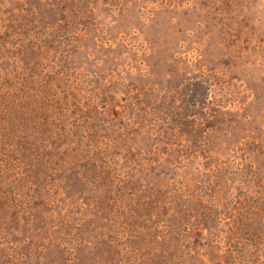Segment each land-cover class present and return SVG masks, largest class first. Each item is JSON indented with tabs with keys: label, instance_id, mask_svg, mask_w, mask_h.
<instances>
[{
	"label": "rangeland",
	"instance_id": "1",
	"mask_svg": "<svg viewBox=\"0 0 264 264\" xmlns=\"http://www.w3.org/2000/svg\"><path fill=\"white\" fill-rule=\"evenodd\" d=\"M46 4L6 25L35 46L3 69L31 78L23 116L49 113L33 151L6 139L35 166L3 164L8 245L27 264H264V0Z\"/></svg>",
	"mask_w": 264,
	"mask_h": 264
},
{
	"label": "trees",
	"instance_id": "2",
	"mask_svg": "<svg viewBox=\"0 0 264 264\" xmlns=\"http://www.w3.org/2000/svg\"><path fill=\"white\" fill-rule=\"evenodd\" d=\"M23 0H0V67L3 77L0 76V179L1 181H7L8 177L3 173L4 165H15L17 167L11 169H19V165L23 167L26 166V168L35 167L31 161L33 160L32 156L26 155V161H22V157H20V152L16 150V146L14 147L13 144L7 143V138H13L16 137L17 134L25 133L28 135L29 139H27V145L28 150L33 151L34 148H32V135L30 134V126L31 124H35L36 121L40 125L46 124L47 122V110L43 113L42 116H38L37 120H33V116H23L25 113V110L29 109V105L35 104L36 96L33 93L34 88L28 87L27 83L31 82V78H28L26 75V78L22 76H12L11 73H7L3 71L5 69L6 63H11L10 61L14 63H11V65L15 67H19L18 63V55L19 52L22 51L23 53H26L27 56L31 53V49L28 47L29 43L28 40L24 39V35L20 36L21 34H24L25 32L22 31L19 35L16 32H11L6 30V25L9 22L10 24H14L16 20L24 16V10L18 11L19 7H16V5H19ZM27 2H33L37 3L38 5H41L43 3H47L48 0H25ZM34 5V4H33ZM47 5V4H46ZM17 8V9H15ZM47 14V13H46ZM9 15V16H7ZM11 15V16H10ZM30 17L28 21H30L32 18H42L45 19V17L42 15L37 14L35 11H32L30 14L27 15V17ZM11 29V28H10ZM36 39V38H35ZM22 42V43H21ZM25 43V45H24ZM28 43V44H27ZM37 46V45H36ZM25 51V52H24ZM16 54V56L14 55ZM15 57V58H13ZM32 76V74H30ZM21 79V83L19 81V78ZM7 79L9 81H7ZM31 86V85H30ZM47 114V115H46ZM29 116V117H28ZM10 154V155H8ZM29 161V162H28ZM5 177V178H4ZM27 177V175H26ZM7 185V186H5ZM14 186V185H13ZM0 187L2 188H8L11 187L7 182L4 184H0ZM41 199H46L47 196H36ZM132 207V206H131ZM134 208L131 210H135L139 216L143 215L142 211L146 209V206L143 204H134ZM129 214V213H128ZM126 214V215H128ZM4 234V233H3ZM0 232V237L3 236L4 242L0 246V264H27L26 262H23L24 256L19 255L18 256V247L16 242H14V246L8 245V241L5 239V237L9 238L8 235H3ZM44 243L43 246L41 245H35V248H37V251H42L40 257L41 262L43 261V256L45 253V246ZM80 245V243L76 244V246ZM75 246V247H76ZM43 264V263H42Z\"/></svg>",
	"mask_w": 264,
	"mask_h": 264
}]
</instances>
